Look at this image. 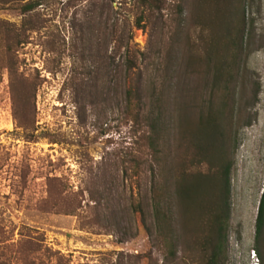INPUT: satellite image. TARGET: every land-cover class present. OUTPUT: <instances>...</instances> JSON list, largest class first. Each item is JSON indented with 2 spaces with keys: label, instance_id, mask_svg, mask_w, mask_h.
<instances>
[{
  "label": "trees",
  "instance_id": "obj_1",
  "mask_svg": "<svg viewBox=\"0 0 264 264\" xmlns=\"http://www.w3.org/2000/svg\"><path fill=\"white\" fill-rule=\"evenodd\" d=\"M42 1L0 0V9L14 8L23 14L19 25L0 20V77L7 70L17 127L30 138L37 84L18 72L23 59L17 52L31 42L33 33L45 28L38 10ZM114 1L88 0L81 8V18L74 14L68 45L73 61L63 88L81 110L99 107L106 112L115 102L117 112L132 123V146L102 161L98 168L102 175L80 189L76 198L62 196L64 188L57 177L48 179L43 204L59 213L76 214L81 206L77 195L88 193V200L101 209L95 222L102 219L109 232L115 227L117 231L119 212L132 209L137 213L143 231L163 256L161 264H221L230 214L231 127L238 129L248 116L242 104L244 82L236 101L230 89L235 65L229 60L230 51L241 43L227 41L228 48L220 51L214 64L211 24L205 17L210 19L222 2L235 7L240 0H194L190 26L199 32L194 42L187 30L190 61L184 70L174 71L168 70L162 42L155 49L131 46L133 26L128 19L121 20V6L114 9ZM135 2L142 9L135 19L137 28H142L145 12L159 14L162 19L167 5V0ZM58 37L49 34L44 44L48 53L60 56L66 47L59 33ZM197 75L200 83L194 86ZM173 138L175 146L169 142ZM119 173L135 182L136 191L128 203L121 199H125V192L120 190ZM5 227L0 225V264H71L63 253L46 245L37 229L22 225L13 241L14 230ZM255 249L264 264V190L256 220ZM149 260L153 264L151 253Z\"/></svg>",
  "mask_w": 264,
  "mask_h": 264
},
{
  "label": "rangeland",
  "instance_id": "obj_2",
  "mask_svg": "<svg viewBox=\"0 0 264 264\" xmlns=\"http://www.w3.org/2000/svg\"><path fill=\"white\" fill-rule=\"evenodd\" d=\"M87 2L43 0L38 10L45 28L33 33L31 42L17 52L19 59H23L18 72L37 84L31 138L17 127L9 75L7 70L1 73L0 225L14 230L13 241L18 238L20 226L37 229L45 237L46 245L63 253L71 264H149V253L153 264H161L163 256L132 209L119 212L117 231L115 227L109 232L102 219L95 222L101 209L88 200V193L77 195L81 206L76 214L59 213L43 204L48 179L57 177L64 188L62 196L76 198L80 189L102 175L98 173L101 162L115 151L131 147L134 140L132 123L117 112L115 102H111L106 112L99 107L81 110L63 88L73 61L68 46L71 21L75 13L81 18V8ZM238 5L228 7L222 2L210 19L205 17V22L211 24L210 55L214 64L217 65L227 41L241 43L235 50L228 49L229 60L235 64L230 89L236 101L244 82L246 95L242 104L248 116L238 129L231 127L230 214L226 255L221 264H262L255 245L256 220L264 190V0H240ZM113 7H120L121 20L128 19L133 26L131 46L139 50L155 49L162 42L168 70L187 67L191 52L187 30L192 32L194 42L199 32L190 26L194 0H167L162 19L159 14L145 12L142 28L135 24L142 11L135 0H115ZM22 19L18 9H0V20L19 25ZM58 33L66 47L60 56L48 53L44 44L47 35L58 39ZM197 78L198 75L194 86L200 83ZM176 79L177 74L173 82ZM169 142L175 146L174 138ZM119 180H122L120 190L125 192V199H121L128 203L129 196L136 191L134 179L119 173Z\"/></svg>",
  "mask_w": 264,
  "mask_h": 264
},
{
  "label": "built area",
  "instance_id": "obj_3",
  "mask_svg": "<svg viewBox=\"0 0 264 264\" xmlns=\"http://www.w3.org/2000/svg\"><path fill=\"white\" fill-rule=\"evenodd\" d=\"M254 256H255V254H254Z\"/></svg>",
  "mask_w": 264,
  "mask_h": 264
}]
</instances>
